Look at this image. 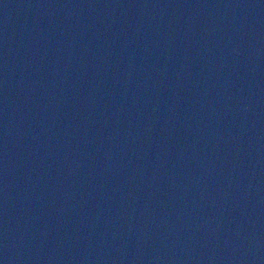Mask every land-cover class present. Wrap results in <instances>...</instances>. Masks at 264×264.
<instances>
[{
  "label": "water",
  "instance_id": "obj_1",
  "mask_svg": "<svg viewBox=\"0 0 264 264\" xmlns=\"http://www.w3.org/2000/svg\"><path fill=\"white\" fill-rule=\"evenodd\" d=\"M0 264H264V0H0Z\"/></svg>",
  "mask_w": 264,
  "mask_h": 264
}]
</instances>
